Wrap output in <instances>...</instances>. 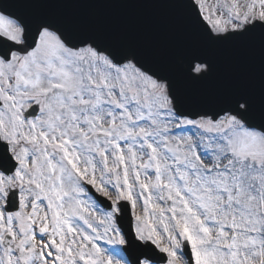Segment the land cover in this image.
Instances as JSON below:
<instances>
[{
    "label": "snow or ice",
    "instance_id": "1",
    "mask_svg": "<svg viewBox=\"0 0 264 264\" xmlns=\"http://www.w3.org/2000/svg\"><path fill=\"white\" fill-rule=\"evenodd\" d=\"M0 264H264V0H0Z\"/></svg>",
    "mask_w": 264,
    "mask_h": 264
},
{
    "label": "water",
    "instance_id": "2",
    "mask_svg": "<svg viewBox=\"0 0 264 264\" xmlns=\"http://www.w3.org/2000/svg\"><path fill=\"white\" fill-rule=\"evenodd\" d=\"M13 11H19L13 8ZM96 17L102 21L125 24H145L150 21L151 14L141 10H100L95 13ZM128 225V223H127ZM127 225L122 223V227L127 230Z\"/></svg>",
    "mask_w": 264,
    "mask_h": 264
}]
</instances>
